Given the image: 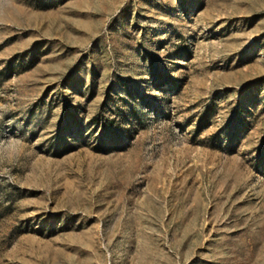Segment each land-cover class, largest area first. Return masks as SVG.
I'll return each instance as SVG.
<instances>
[{"label":"rangeland","instance_id":"obj_1","mask_svg":"<svg viewBox=\"0 0 264 264\" xmlns=\"http://www.w3.org/2000/svg\"><path fill=\"white\" fill-rule=\"evenodd\" d=\"M0 264H264V0H0Z\"/></svg>","mask_w":264,"mask_h":264}]
</instances>
